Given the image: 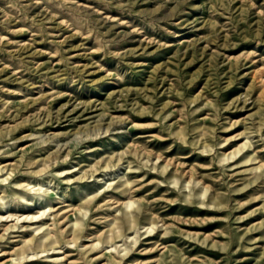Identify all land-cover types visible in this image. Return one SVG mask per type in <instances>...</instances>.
I'll use <instances>...</instances> for the list:
<instances>
[{
  "label": "rangeland",
  "instance_id": "374dc122",
  "mask_svg": "<svg viewBox=\"0 0 264 264\" xmlns=\"http://www.w3.org/2000/svg\"><path fill=\"white\" fill-rule=\"evenodd\" d=\"M0 264H264V0H0Z\"/></svg>",
  "mask_w": 264,
  "mask_h": 264
},
{
  "label": "bare ground",
  "instance_id": "6f19581e",
  "mask_svg": "<svg viewBox=\"0 0 264 264\" xmlns=\"http://www.w3.org/2000/svg\"><path fill=\"white\" fill-rule=\"evenodd\" d=\"M115 201V200H114ZM56 206V205H55ZM60 249V248H59Z\"/></svg>",
  "mask_w": 264,
  "mask_h": 264
}]
</instances>
